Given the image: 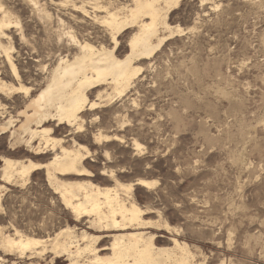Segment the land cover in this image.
Listing matches in <instances>:
<instances>
[{
	"label": "rangeland",
	"instance_id": "obj_1",
	"mask_svg": "<svg viewBox=\"0 0 264 264\" xmlns=\"http://www.w3.org/2000/svg\"><path fill=\"white\" fill-rule=\"evenodd\" d=\"M37 1L49 18H41L29 0H5L25 33L22 39L20 29L10 31L21 82L38 92L46 70L56 63L58 34L66 26L97 45L110 42L105 28L93 20L94 14H103L93 0ZM131 2L100 0V5L120 10ZM82 3L89 16L80 13ZM169 22L184 34L168 39L149 62L137 63L142 71L126 96L86 110L81 132L68 134L66 125L52 123L55 137L65 138L68 146L74 137L90 151L86 164L93 175L64 178L104 187L114 186L116 179L134 184L144 219L172 227L169 232L147 228L156 233L157 245L172 246V237L187 242L194 264H264V0H182ZM128 38L120 37V55L129 50ZM0 58L2 79L18 84ZM90 98L97 99L96 91ZM3 102L16 115L22 94ZM6 115H0L1 123ZM99 129L117 131L124 140L96 144L93 135ZM135 140L141 149H134ZM10 143V133L0 132V156L45 164L55 151L51 146L35 154ZM1 177L0 170V183ZM140 178L158 183L151 188L135 184ZM55 191L44 168L32 172L26 184L7 185L1 193L0 227L39 238L65 226L87 229L88 221L77 220ZM51 258L41 264H51ZM53 264H67L66 257Z\"/></svg>",
	"mask_w": 264,
	"mask_h": 264
},
{
	"label": "bare ground",
	"instance_id": "obj_2",
	"mask_svg": "<svg viewBox=\"0 0 264 264\" xmlns=\"http://www.w3.org/2000/svg\"><path fill=\"white\" fill-rule=\"evenodd\" d=\"M29 1L41 18L50 17L46 6L42 8L37 0ZM93 1L92 6L103 13L94 14L93 20L105 28L110 43L100 42L97 45L90 37L80 38L71 31L73 25L67 27L66 21L60 18L59 21L66 27L59 34L56 32L61 44L57 60L50 70H46L44 86L37 92L33 85L26 86L21 82L14 60L15 48L10 31L20 29L21 37L25 39L22 24L9 4L0 0V56L4 57L18 82L15 84L0 76V115L7 114L6 121L0 122V132L10 133L12 147L25 145L35 154L44 153L43 150L51 146L55 150L45 164L26 158L0 156L3 163L0 167V206L1 193L7 185L14 182L26 184L32 172L44 168L47 180L60 195L64 206L72 211L77 220L88 221L87 229L77 231L76 226H65L44 238L22 233L18 229L10 233L0 227V264H41L47 261L49 254L52 255L51 264L61 257H66L67 264H194L195 255L187 242L172 237V246L157 245L156 233L147 228L169 232L172 227L166 221L160 223L144 219L146 210L133 197L134 184H124L116 179L114 186L104 187L92 180L64 178L93 175L86 164L90 151L74 137L73 146L66 145L65 138L55 137L57 130L52 123L56 122L55 126L66 125L68 134L81 132L85 127L83 116L86 110L93 111L103 103L126 96L142 71V66L137 63L149 62L168 39L184 32L180 25L169 22L171 11L182 0H131V5L121 6L120 10L100 5V0ZM68 2L63 0L59 3ZM86 6L82 3L79 11L89 16ZM125 34H129V50L120 55V37ZM43 68L47 69V66ZM94 91L96 100L90 98ZM19 93L22 94L23 105L17 108L16 115L8 113V104L3 102L4 99ZM93 138L99 145L124 140L117 131L106 133L101 129L94 133ZM141 145L135 140L133 147L141 149ZM157 183L155 179L140 178L135 184L151 188Z\"/></svg>",
	"mask_w": 264,
	"mask_h": 264
}]
</instances>
